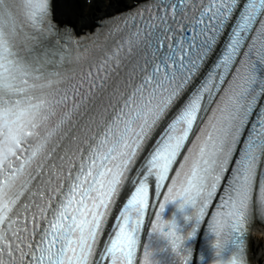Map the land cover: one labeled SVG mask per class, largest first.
<instances>
[{
  "label": "snow or ice",
  "instance_id": "snow-or-ice-1",
  "mask_svg": "<svg viewBox=\"0 0 264 264\" xmlns=\"http://www.w3.org/2000/svg\"><path fill=\"white\" fill-rule=\"evenodd\" d=\"M52 14L0 0V264H193L203 225L216 264L224 240L242 262L264 221V0H140L79 38Z\"/></svg>",
  "mask_w": 264,
  "mask_h": 264
},
{
  "label": "bare ground",
  "instance_id": "bare-ground-1",
  "mask_svg": "<svg viewBox=\"0 0 264 264\" xmlns=\"http://www.w3.org/2000/svg\"><path fill=\"white\" fill-rule=\"evenodd\" d=\"M140 0H53V14L58 23L69 25L83 34L94 31L99 22L120 11L134 8ZM251 264H264V225L255 224L249 236Z\"/></svg>",
  "mask_w": 264,
  "mask_h": 264
},
{
  "label": "clouds",
  "instance_id": "clouds-1",
  "mask_svg": "<svg viewBox=\"0 0 264 264\" xmlns=\"http://www.w3.org/2000/svg\"><path fill=\"white\" fill-rule=\"evenodd\" d=\"M216 243H217V241H216V239H215V240L213 241V247H214L215 250H216ZM221 244H222V247L224 248V251H223V264H231L232 255H235V253L230 254V255L228 256V258L225 259V253L228 252V251H227V248L230 247V245L227 244V241H226V240L221 241ZM237 259H238V264H250L247 255L245 256V258H244V260H243L242 262H239V258H238V257H237Z\"/></svg>",
  "mask_w": 264,
  "mask_h": 264
}]
</instances>
